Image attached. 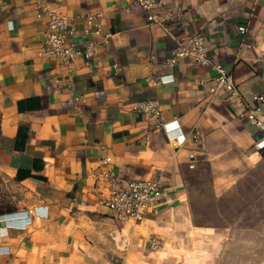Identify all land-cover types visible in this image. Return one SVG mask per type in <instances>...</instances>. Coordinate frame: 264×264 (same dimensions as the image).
Returning a JSON list of instances; mask_svg holds the SVG:
<instances>
[{
	"label": "crops",
	"instance_id": "crops-1",
	"mask_svg": "<svg viewBox=\"0 0 264 264\" xmlns=\"http://www.w3.org/2000/svg\"><path fill=\"white\" fill-rule=\"evenodd\" d=\"M163 1L159 24L130 0H0V169L34 197L0 217V264L264 261V152L245 112L264 93V0ZM47 8L67 17L77 45L98 42L93 58L42 55ZM198 32L243 100L211 93L214 68L169 63ZM147 97L159 100L161 120L133 110ZM109 173L120 187L155 179L159 213L115 217L99 201ZM206 202L216 215L229 203L246 217L197 223ZM32 209L29 224L16 214Z\"/></svg>",
	"mask_w": 264,
	"mask_h": 264
},
{
	"label": "built area",
	"instance_id": "built-area-1",
	"mask_svg": "<svg viewBox=\"0 0 264 264\" xmlns=\"http://www.w3.org/2000/svg\"><path fill=\"white\" fill-rule=\"evenodd\" d=\"M138 4L143 10L146 11L147 17L150 21L161 24L163 16L156 13L164 5L163 0H130ZM50 21L46 31V38L42 44V55L58 58L61 63L70 64L79 55H85L88 59L95 56L98 51V42L89 41L86 44L77 45L72 39L73 30L66 31L68 23L67 17L57 11H51ZM166 18L171 17V13L166 11L164 13ZM247 25L238 27L241 33L247 32ZM187 45L180 46L177 54L170 58L169 63H176L181 57H188L194 64L202 66H210L217 71L216 82L217 84L211 88V93L227 92L230 96H237L241 100L237 81H235L232 72L226 71L222 65L216 63L205 48V34L198 32L188 35L186 37ZM153 84L160 82L157 79L151 78ZM252 100L245 102L246 114L251 124L255 127L256 143L255 147L261 152H264V119L261 112L264 111V93L252 94ZM85 95L80 94L71 97V102L78 113L84 110L86 104ZM133 110L140 113L149 114L150 116L161 120V108L159 100L153 97L140 101L133 106ZM182 135L178 138L181 140ZM108 187L100 193L99 201L102 202L113 215L122 221H135L142 222L146 215L152 211L153 214L159 213L157 201L161 198V187L155 179H133L132 181L120 187L118 185V177L114 173L108 174ZM32 210L20 211L16 213L21 214L25 218L26 224L29 221V215L33 213ZM14 213L4 215L10 218ZM3 217V216H1ZM150 247L156 249L159 247V240L156 237L151 238Z\"/></svg>",
	"mask_w": 264,
	"mask_h": 264
},
{
	"label": "rangeland",
	"instance_id": "rangeland-1",
	"mask_svg": "<svg viewBox=\"0 0 264 264\" xmlns=\"http://www.w3.org/2000/svg\"><path fill=\"white\" fill-rule=\"evenodd\" d=\"M194 187L196 189L197 186L195 185ZM33 200V195H31L26 187L21 186L18 182L12 180L0 169V217L12 214L19 208H27V206L31 205ZM206 203L202 205L196 204L194 216L197 223H200L201 221L213 224L232 223L233 220H237L239 217H246V215L242 216L238 213L242 207H234L235 212L232 213L228 203L227 208L221 209L223 210V213L216 215L214 212V203L211 202L210 205H208V202ZM10 209H13L14 212L10 213L8 211ZM260 216H263V214H260ZM150 249H152V247H150ZM156 250H158V248H156ZM257 264H264V261H258Z\"/></svg>",
	"mask_w": 264,
	"mask_h": 264
},
{
	"label": "trees",
	"instance_id": "trees-1",
	"mask_svg": "<svg viewBox=\"0 0 264 264\" xmlns=\"http://www.w3.org/2000/svg\"><path fill=\"white\" fill-rule=\"evenodd\" d=\"M10 213L14 212L13 209L8 210Z\"/></svg>",
	"mask_w": 264,
	"mask_h": 264
},
{
	"label": "water",
	"instance_id": "water-1",
	"mask_svg": "<svg viewBox=\"0 0 264 264\" xmlns=\"http://www.w3.org/2000/svg\"><path fill=\"white\" fill-rule=\"evenodd\" d=\"M3 225H5V222L3 223Z\"/></svg>",
	"mask_w": 264,
	"mask_h": 264
}]
</instances>
